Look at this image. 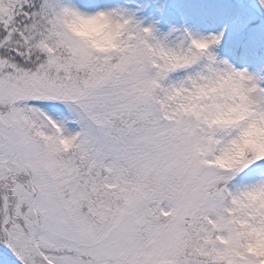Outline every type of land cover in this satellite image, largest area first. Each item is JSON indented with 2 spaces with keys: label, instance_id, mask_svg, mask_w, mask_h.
Returning <instances> with one entry per match:
<instances>
[{
  "label": "snow or ice",
  "instance_id": "snow-or-ice-1",
  "mask_svg": "<svg viewBox=\"0 0 264 264\" xmlns=\"http://www.w3.org/2000/svg\"><path fill=\"white\" fill-rule=\"evenodd\" d=\"M264 5V0H260ZM105 0H0V264H210L202 240L236 185L200 159L197 133L162 107L171 74L219 36L169 47L131 20L100 55L65 27Z\"/></svg>",
  "mask_w": 264,
  "mask_h": 264
},
{
  "label": "clouds",
  "instance_id": "clouds-1",
  "mask_svg": "<svg viewBox=\"0 0 264 264\" xmlns=\"http://www.w3.org/2000/svg\"><path fill=\"white\" fill-rule=\"evenodd\" d=\"M131 20L106 8L69 15L65 27L89 50L106 55L124 47ZM169 88L162 107L192 126L200 159L208 166L228 169L248 158H264V89L247 70L207 59L198 70L171 80ZM202 247L210 264H264V177L231 189Z\"/></svg>",
  "mask_w": 264,
  "mask_h": 264
},
{
  "label": "rangeland",
  "instance_id": "rangeland-1",
  "mask_svg": "<svg viewBox=\"0 0 264 264\" xmlns=\"http://www.w3.org/2000/svg\"><path fill=\"white\" fill-rule=\"evenodd\" d=\"M105 3L118 6L117 9L127 16L140 18L143 21L151 12L157 20L158 26H161L163 17L171 16L172 3L162 0H105ZM176 5L177 8L186 12L189 20L204 23L202 37L220 36L225 25L235 26V30L226 34L223 45L226 43L227 45L221 51V58L225 64L235 69L247 70L254 76L260 88L264 89L263 26L260 29L250 30L249 42L245 45L241 55H238L237 52V46L242 41L245 24L250 17V12L242 2L238 0H190L187 3L177 2ZM165 39L169 43H174L176 47L186 46L190 42L182 29L174 26L168 28ZM259 50L263 51L260 53ZM195 65L199 66V61ZM188 73L189 71L185 72L184 76ZM174 76L175 73L171 74L170 79ZM175 78L179 77L175 76Z\"/></svg>",
  "mask_w": 264,
  "mask_h": 264
},
{
  "label": "trees",
  "instance_id": "trees-1",
  "mask_svg": "<svg viewBox=\"0 0 264 264\" xmlns=\"http://www.w3.org/2000/svg\"><path fill=\"white\" fill-rule=\"evenodd\" d=\"M162 1H167L172 3V7L170 13L171 16L167 15V17H163L161 21V26H158V22L151 12L144 18V21L141 20L140 18H135V17H130V18L135 22L139 23L142 27H151L153 29V35L155 39L164 43L169 47L175 48L176 45L174 43H169L166 41L165 33L167 32L170 26L180 28L179 23L181 24L183 30H187L189 32L190 36L192 35V37L194 38L202 37L201 32L204 29V23L197 22L196 20L193 21L189 20L187 18L188 15L186 14V12L184 10H181L180 8H177V5L175 6L177 2L187 3L190 0H162ZM238 1L242 2L250 12V17L248 18L245 24L246 26L244 25L245 26L244 31L246 35L250 34L249 32L252 29H256V28L260 29V27L262 26L264 28V5L260 3V0H238ZM106 5L107 8L110 9L118 8V6H112L113 4L109 5L108 3H106ZM235 28L236 27L232 26L231 24L225 25L224 29H222L221 35L219 36L220 37L219 42L214 47L210 48L211 53L215 57V60L222 65L225 64V62L221 58V53H222L221 51L227 45V43L223 45L226 38V34L231 33L233 30H235ZM245 44H247V41L243 40L242 46ZM206 61H207V57H202L201 60L199 61L200 63L199 66L192 65L188 69L178 70L175 73V76H178L179 77L178 79L183 78L185 72L195 71L194 70L195 68L199 69V67ZM175 76L171 78V80H176Z\"/></svg>",
  "mask_w": 264,
  "mask_h": 264
}]
</instances>
